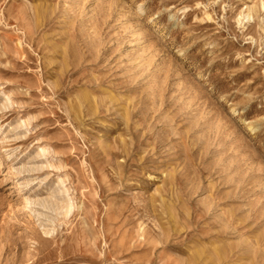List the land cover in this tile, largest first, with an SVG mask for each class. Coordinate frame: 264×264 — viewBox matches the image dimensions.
Segmentation results:
<instances>
[{
  "label": "rangeland",
  "instance_id": "374dc122",
  "mask_svg": "<svg viewBox=\"0 0 264 264\" xmlns=\"http://www.w3.org/2000/svg\"><path fill=\"white\" fill-rule=\"evenodd\" d=\"M0 264H264V0H0Z\"/></svg>",
  "mask_w": 264,
  "mask_h": 264
},
{
  "label": "bare ground",
  "instance_id": "6f19581e",
  "mask_svg": "<svg viewBox=\"0 0 264 264\" xmlns=\"http://www.w3.org/2000/svg\"><path fill=\"white\" fill-rule=\"evenodd\" d=\"M251 16H252V15H251ZM251 16H250V17H251Z\"/></svg>",
  "mask_w": 264,
  "mask_h": 264
}]
</instances>
